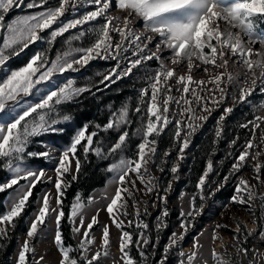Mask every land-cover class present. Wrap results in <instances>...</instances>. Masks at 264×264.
I'll return each mask as SVG.
<instances>
[{
	"label": "snow or ice",
	"instance_id": "1",
	"mask_svg": "<svg viewBox=\"0 0 264 264\" xmlns=\"http://www.w3.org/2000/svg\"><path fill=\"white\" fill-rule=\"evenodd\" d=\"M21 5L42 10L5 23L6 15L14 7ZM86 5L95 8L68 18ZM137 23L142 27L137 28ZM261 25H264V0H55L51 4L49 0H30L26 4L25 0H0V170H6L10 174L6 182L0 183V193L13 189L14 185H20L22 180L26 181L9 194L8 210L0 214V240L10 239V232L15 230L29 198L33 195V189L42 179L52 181L57 190L53 204L49 201L50 194L45 193L42 196L41 206L29 221L16 264H29L28 254H34L36 251L30 242L49 225L55 228L54 242L61 254L60 264H105L110 255L109 226L100 225L102 245L90 254L89 246L94 244L96 239L89 233L93 226L98 224L99 213L92 216L90 222L85 225L82 215L85 204L81 201L80 194H77L67 217L73 225V232L81 236L79 244L75 248L65 245L60 231L61 221L65 218L61 199L64 196L62 186L66 189L71 181L78 177V146L81 147L85 158L89 151H94L100 159H106L114 153L120 156L107 168L108 172L114 173L112 182L117 185L114 195L106 205L110 215L118 202L121 208L128 204L125 197L138 202L135 195L141 191L137 188L138 181L144 186L143 195L153 193L156 190V184L153 183L156 177L151 174L149 165L155 163L154 158H158L157 144L169 125L175 129L173 139L180 144L177 158L182 161L191 138L216 108L223 106L224 114L219 117V122H222L227 114L232 113L236 104L246 102L254 91L258 89L264 93V27ZM74 29L75 33H70V30ZM66 33H70L64 40L66 50L57 53L54 58H50L47 53H37L26 65L11 68L9 62L20 56L30 45L46 41L51 48L58 38L65 37ZM86 36L92 38L87 47H73L74 41H82ZM130 49L134 59L127 57ZM165 51H168L170 56L162 58ZM97 58L117 60L116 68H120L121 60H127V66L115 74L117 79L132 74L134 69H144L147 86L140 89V99L132 110L138 114L142 113L139 126L133 133L140 138L136 145L135 157L127 158L123 155L129 148L131 136L127 129L133 122L128 105L113 112L105 125H95L99 131L113 130L118 133L116 141L107 152L99 146L93 148V137H98L99 131H91L86 135L88 125L79 130L72 142L62 148L58 155L54 147L43 141L40 143L45 150L29 151L34 138L64 131L57 125L70 121L72 117L68 114L61 116L60 106L77 101L84 93L91 91L90 86L78 87L72 79L61 83L57 77L68 72H79L91 60ZM153 60L158 61L159 66L149 69L147 62ZM230 65L233 66L232 70ZM236 67L242 71H235ZM194 68L208 73V78L194 79ZM111 75H104L101 83L105 80L114 83ZM173 88L179 95L171 94ZM229 96L232 106L223 105ZM172 105L179 109L178 114H170ZM261 109H264V104ZM219 122L217 139L223 131ZM249 125L252 126L250 129ZM262 125L264 114H258L254 120L240 125L249 129L251 138L245 140L228 176H225L224 181L208 195L220 191L228 183V177L239 173L245 164L253 167L256 174L253 178L264 188V178L261 177L264 162L260 159L264 157ZM256 129H260L259 136ZM84 141L86 143H82ZM231 143L235 145L236 140ZM163 155L168 156L170 152L166 151ZM27 158L49 161L55 159V180L47 175L45 169L27 166ZM73 160L74 170L71 166ZM179 167V162L174 164L170 169L171 173H178ZM163 170L160 168V171ZM213 171V161L209 159L207 168L197 183L201 204H196L197 195L190 198L189 211L186 214L181 212V216L185 217L180 224L182 231L172 234L157 264H167L169 253L174 248L179 249V255L183 258L179 264H196L203 245L196 240L192 250L185 252L182 242L193 226L195 217L200 216L204 210L203 201L207 199L206 186L210 187L212 183L209 173ZM69 173H73L71 180H65V175ZM173 179L179 177L174 175ZM171 189L170 181L164 189L165 195L159 197L165 204L167 193ZM256 198V185L250 184L248 179L241 176L231 201L251 207ZM92 199L89 197L88 202L91 203ZM259 199L261 207L264 208V194H261ZM144 211L147 213L146 208ZM168 214L165 207L156 226L157 234L167 227L164 218ZM123 215H127V212L124 211ZM136 216H140L139 208L136 209ZM189 217L191 219H188ZM111 223L122 231L119 241V251L122 253L120 260L123 264H138L126 251L129 245L133 244V237L128 231H123V220L111 216ZM132 223L133 221H128L129 225ZM136 227L146 230L149 226L140 221L136 223ZM216 227L227 228L228 225L218 224ZM81 229H84L83 232ZM240 233V223L237 222L232 246L240 257L239 264H244L245 261L246 264H264V247L250 249L246 246L253 230H248L242 239ZM257 234L264 241V228L258 229ZM216 240L222 241L223 237L214 232L213 241ZM153 243L150 234L144 231L139 233L135 241L144 264H147L150 255L144 249ZM0 247L3 245L0 244ZM227 247L225 246L226 249ZM73 253L76 255H72ZM211 256L215 264H235L225 261L223 254L217 253L214 248ZM43 260L44 257L41 256L35 264H41ZM113 264L116 262L113 261ZM202 264H207V261H202Z\"/></svg>",
	"mask_w": 264,
	"mask_h": 264
},
{
	"label": "rangeland",
	"instance_id": "2",
	"mask_svg": "<svg viewBox=\"0 0 264 264\" xmlns=\"http://www.w3.org/2000/svg\"><path fill=\"white\" fill-rule=\"evenodd\" d=\"M28 2H30V0H25V4ZM54 2L55 0H49L50 4ZM94 8L95 6L86 5L85 7L81 8L78 12L72 13L68 18H72V16L82 14L84 11L94 10ZM40 10L42 9L39 8L29 9L24 7L23 5H21L20 7H14V9L11 10L6 15L5 23L10 22L12 19L29 15ZM114 14H118V13H114ZM136 27L141 28L142 25L140 23H137ZM261 27H264V25H261ZM75 31H76L75 29L70 30V33H75ZM70 33H66L65 37L58 38L55 45L52 46L51 48L49 47L46 41L45 42L38 41L36 44L30 45L28 49H26L23 53L20 54V56L14 57L9 62L11 68L16 69L21 67V66L17 67V61L19 62V59L22 58V56L26 52L29 53L31 51V50L29 51L31 47L34 48L33 55H31V57L37 53H47L50 58H54L57 53L66 50V45L61 40L68 37ZM90 42L91 40H89L85 44L83 43V40L76 42L74 41L73 47H79L85 45H86L85 47H87ZM131 51L132 50L130 49L129 52L127 53L128 59L135 58L131 55ZM168 56H170V53L168 51H165L163 53L162 58H167ZM30 58L28 59V61L30 60ZM97 63H104L109 65L108 69L105 70V75L111 73L112 74L111 79L115 81L114 83H110L109 81L105 80L103 83H101L103 89L98 93L105 92V90L112 88L115 85L121 84L122 81H126L132 78L137 80L136 82L139 85V87L133 88L134 92H132L131 94L128 93L125 94L117 104L114 105L113 103V105L110 106V110L112 111L111 112L112 114L113 112H116L118 109H120L122 106L128 105L130 109V117L132 118L133 121L129 127L131 126L138 127L140 123L139 117L142 113L138 114L132 110H134V108L137 106V103L140 99V89L142 87L147 86L143 67H141L139 71L134 69L132 74L117 79L115 74L119 73L121 69L127 66V60H121L120 68H116L115 66L117 64V60H111V59L105 60V59L97 58L95 60H91L87 65L81 68L79 72L64 73L63 75H59L57 79L61 83L65 82L67 79H72L75 81V79L81 76L82 74H86L88 72L87 71L88 68L92 64H97ZM147 66L149 69H156L159 66V62L155 60L149 61L147 62ZM232 68L233 66L230 65V70H232ZM235 71H242V69L236 67ZM192 75L194 79L208 78V73H203L196 68L193 69ZM87 80L88 79L86 77L82 82H88ZM209 87H211V85H209ZM229 91L231 92L232 90L230 89ZM112 92H110L109 94H111ZM171 94L174 96L179 95V93H177L175 88H173ZM262 104H264V93H261L257 89L256 91L253 92L252 96L246 102L242 104H236L235 107L233 108L232 113L227 114L225 116L224 121L222 122H219V117L220 115L224 114L223 106L216 108L212 112V115L208 118V120L203 123V126L200 127L199 130L191 138V143L189 147L185 149V158L182 161H178L177 158L180 144L178 142H175L174 139H170L172 136L174 137L175 129L173 128L172 125H169V127L166 128L164 130V133L160 136V137L163 136L168 137L169 141L164 146L157 144L158 158H154L155 163L149 165L151 174L154 177H156V180L153 181V183L156 184V190L153 193H150L145 196L143 195L144 186L141 185L138 181L137 188L141 189V191L135 193L136 197L138 198V202L133 201L132 198L125 197L128 200V204L125 205L124 208H121L120 203L118 202L116 208L114 209L111 215L107 212L106 205L109 203V199L114 195L117 185L112 182L114 173L110 172V176L108 177L105 185L91 194L90 197L93 198L91 203L88 202L89 198L86 201L81 200L85 204V207L82 210V215L85 225H87L90 222L92 216L96 215L97 212L99 213V215L97 216L98 224L94 225L92 231L89 233L90 236H95L96 239V242L89 246L90 254L101 247L102 229L100 225L106 224L109 226V230H110L109 238L111 243L109 247L110 255L106 258L105 264H113V261H115L116 264H123V262L120 260L122 253H120L119 251V241L122 235V231L121 229L116 228V226L111 223V216H116L117 219L123 220L124 222L123 231H128L130 234H132L133 244L129 245V248L126 249V251L129 252V255L134 260H136L138 264H144L143 259L140 257V250L135 245V241L138 239L139 233L141 231H144L150 234L154 242L152 245L149 246V248L144 249L146 253H150V255L148 256L147 264H157V262L160 260L163 254V249L169 243L172 234L174 232L179 234L180 231H182V229L180 228V224L181 221L185 219V217L181 216V212L183 211L186 214L189 211L190 198L193 195H197L196 204L197 206L201 204V201L198 196L199 190L197 188V183L199 179L196 181V183H193L191 181L188 167L190 166L192 158L194 156V151L196 149L195 143L197 142V140L205 141L208 138L212 139V145L209 147V153H207L206 156L207 160L204 171L207 168L208 160L211 159L213 161L214 171L212 173H209V179L212 181V183L210 187L206 186L205 194L207 196V199L203 201L204 210L200 216L195 217V220L193 221V226L189 229L188 234L185 236L182 242L183 250H187L185 252H190L192 250V245L194 241L198 240L199 243L203 245V248L200 250L201 255L197 257L196 264H202V261H207V264H215V261L211 256V251L213 248L217 253L223 254V258L225 261H227L226 259L227 256L225 252H227L228 250H232V258H234L236 264H239L240 257L236 255L235 248L232 246L234 244L233 237L235 234V228L237 222L240 223V227H241V233H240L241 239L243 238L244 235L247 234L248 230H253V235L248 238L246 245L247 247H249L250 249L264 247V241H262L260 236L257 234L258 229L264 228V208L261 207V203L259 199L260 195L264 194V188L260 187V182L253 178L256 174L251 165L245 164V166L241 169L239 173H236L235 175L228 177V183L225 184V186L220 191L215 192L214 195H208L209 192H213L216 189L217 185H219L221 182L224 181L225 176H228V173L232 168V164L235 158L238 157L240 151L243 149L245 140L251 138V132L249 131V129L252 126L249 125V129H246L240 127V125L246 123L249 120H254L255 116L258 114H264V109H261ZM223 105L232 106V101L230 96L223 102ZM61 107L62 106H60V115L63 116V111ZM141 107L143 110V105ZM178 113H179V109L175 105H172L170 107V114H178ZM111 114L109 115L108 120L111 118ZM218 122L219 124L222 125L223 128V131L219 139H217L216 137ZM68 126H70L69 121L62 122L61 124L57 125V127L63 128L64 129L63 132L49 133L44 136L34 138L33 143L29 147V151L39 152L45 150L40 143L41 141H43V143L48 144L51 147H54L57 150V155H58L59 151L62 148L68 146L72 142V139L77 134V132L82 128H84L82 127L75 130V132L71 134L69 142L67 144L64 143L63 141H58L57 139L49 138V136H53V135L64 136L68 130L65 127ZM262 127H264V125H262ZM181 128L183 129V125H181ZM102 132L106 135V137L102 139H98L95 142L94 148L99 146L102 147L105 152H107L109 147L116 141L118 133H116L113 130H109L107 132L102 131ZM256 133L257 136H259L260 129H256ZM85 134L87 135V132ZM182 135H183V131H182ZM237 137H239V139H237ZM234 139L236 140V144L232 145L231 142ZM219 143L223 144V148L221 145V150H218L216 147V145ZM236 145L237 147L235 149H231L233 146ZM201 146L202 144L199 147ZM166 151L170 152V155L164 156L163 153ZM123 155L127 158L135 157L132 155V152H130L129 150L125 151ZM225 157L228 160L226 161V166L223 168ZM107 158L110 160L108 164L109 166L111 163L117 161L120 158V156L118 153H114L111 156H108ZM260 159L261 162H264V157H261ZM177 162H179L180 165L179 171L178 173L173 174L171 173L170 169ZM25 163L27 166H30L33 169H39V168L45 169L47 175L51 176L53 180H55L56 178V174L54 172V168L56 166L55 159L49 161L42 159L27 158ZM71 166L74 170L75 167L74 160ZM160 168H163L164 170L160 171ZM72 174L73 173L66 174L64 179L71 180ZM174 175L178 176L179 179H173ZM241 176H243V178L245 179H248L250 184L256 185L257 198L253 202V205L251 207L245 205H239L231 201V197L235 195V188L238 186L239 179ZM261 177L264 178V169H262L261 171ZM9 178H10V174L8 172L7 177L1 183L6 182ZM170 181L172 183V189L167 193V203L165 204L159 197L165 195L164 189L167 187ZM25 183L26 181L23 180L20 181V185H24ZM20 185H17L16 188H19ZM36 187H39V193L37 194V198L34 199L32 202H30V198H29V202L26 205L23 214H25L26 210L29 211L27 215L21 218L19 227H18L19 223H17V226L15 228L16 234H14V237L10 236V239L6 241L0 240V244L3 245V247H0V264H16L18 252L21 250L20 246L24 242L25 234L29 227V221L37 213L39 207L41 206L42 196L45 193L50 194L49 195L50 204L55 203L54 197L57 194V190L54 188L52 181H49L47 179H42V181L38 183ZM62 190H63V186H62ZM12 192L13 190L11 191V193ZM229 192H231V194L230 196H227L226 194H228ZM8 199L9 196L5 201L4 212L8 210V204H7ZM165 207L168 209V213H169L168 216L164 218L167 222V227L161 229L159 231V234H157L156 226L159 222V218L161 216L162 210ZM137 208L140 209L139 217L136 216ZM145 208L147 209V213H145L144 211ZM124 211L127 212V215H123ZM76 219L78 222L79 217H77ZM188 219L191 218L189 217ZM129 220L133 221L131 225L128 224ZM140 221L148 224L149 226L148 229L145 230L143 228H137L136 223ZM218 224L228 225V227L217 228L216 226ZM72 229H73V225H72ZM15 230L11 231L10 233L15 232ZM54 230H55L54 226L49 225L47 228L43 230L42 233L38 235V237L35 240L30 242L32 245H34L36 251L34 254L32 253L28 254L29 264H35L36 261L40 260L41 256L44 257V260L41 262V264H60L61 254L58 251V247L54 242ZM83 230L84 229H81V232H83ZM214 232L219 236L223 237V240L222 241L216 240L214 242L213 241ZM72 234L75 242L78 245L81 240L80 234L74 233L73 230H72ZM225 246H228L227 249L225 248ZM72 255H75V253H73ZM181 259L183 258L179 255V249L174 248L169 253L167 264H179V261ZM244 264H246V261L244 262Z\"/></svg>",
	"mask_w": 264,
	"mask_h": 264
},
{
	"label": "trees",
	"instance_id": "3",
	"mask_svg": "<svg viewBox=\"0 0 264 264\" xmlns=\"http://www.w3.org/2000/svg\"><path fill=\"white\" fill-rule=\"evenodd\" d=\"M64 40L65 39L61 41H63L64 43ZM89 40H91V37L86 36V38L83 39V43L86 44ZM33 50L34 48L31 47L29 49L30 52H26L22 56V58L19 59V62L17 61V67L22 66L28 62V59L31 57V55H33ZM108 66L109 65L104 63L92 64L88 68V72L86 74H82L75 79V83L78 87L90 86L91 91L84 93L81 97L78 98L77 101L62 105L61 109L63 111V115L68 114L72 117V119L69 121L70 126L65 127L68 130L64 136L53 135L49 136L50 139H57L58 141H63L67 144L69 142L71 134H73L78 128H82L85 125H88L87 134L91 131H99L95 128V125H104L107 123L108 117L112 112L110 110V106L113 105V103L114 105L117 104L125 94H131L132 92H134L133 88L139 87L136 82L137 80L132 78L126 81H122L121 84L115 85L114 87L105 90V92L98 93L103 89V86H101V80L105 75V70L108 69ZM86 77L88 79V82H82ZM110 92L112 93L109 94ZM135 128L136 126H131L128 128L131 136L128 150L132 152L133 156H135L136 145L140 140L138 136L133 135ZM105 137L106 135L102 131H99V136L93 137V148L95 142L98 139H102ZM168 139L169 138L165 136L160 137L158 144L164 146L169 141ZM170 139H173V136ZM82 143H86V141ZM201 144L202 146L199 147ZM211 145V138H208L205 141L197 140V142L195 143L196 149L194 151V156L192 158L190 166L188 167L190 178L193 183H196V181L203 174L206 166V156L207 153H209V147ZM221 145L223 148L222 143L216 145L218 150H221ZM236 147L237 145L233 146L231 149H235ZM76 156L80 159V172L77 179L71 181L70 186L66 189H63L64 196L61 197V199L63 201L62 208L65 212V218L62 219L60 224V231L62 233L65 245H71L73 248L77 246V243L73 238L72 224L67 219L71 209V205L75 201L77 194H80L81 200L86 201L94 191L102 188L105 185L108 177L110 176V172L107 171V167L110 161L108 158L107 160L100 159L95 155L94 151H89V153L87 154V158H85V155L80 146H78ZM224 160L225 164L223 163V168L226 166V161L228 159L225 157ZM7 175L8 172L6 170H0V183L7 177ZM16 187L17 185L13 186V189H15ZM13 189H7L5 193H0V213H3L5 211V201ZM38 193L39 187L34 188L33 195L32 197H30V202L37 198ZM230 194L231 192L226 195L230 196ZM28 211L29 210H26L25 214L22 215V218L27 215ZM20 222L21 219L18 222V227L20 225ZM14 234H16V230L15 232L10 233V236L14 237Z\"/></svg>",
	"mask_w": 264,
	"mask_h": 264
},
{
	"label": "built area",
	"instance_id": "4",
	"mask_svg": "<svg viewBox=\"0 0 264 264\" xmlns=\"http://www.w3.org/2000/svg\"><path fill=\"white\" fill-rule=\"evenodd\" d=\"M225 254L227 256V258H226L227 261L235 262L234 258H232V250H228L227 252H225ZM235 264H236V262H235Z\"/></svg>",
	"mask_w": 264,
	"mask_h": 264
},
{
	"label": "bare ground",
	"instance_id": "5",
	"mask_svg": "<svg viewBox=\"0 0 264 264\" xmlns=\"http://www.w3.org/2000/svg\"><path fill=\"white\" fill-rule=\"evenodd\" d=\"M184 251H187V250H184Z\"/></svg>",
	"mask_w": 264,
	"mask_h": 264
}]
</instances>
